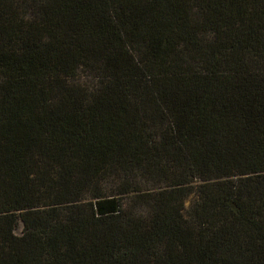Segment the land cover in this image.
I'll return each mask as SVG.
<instances>
[{
  "label": "trees",
  "instance_id": "16d2710c",
  "mask_svg": "<svg viewBox=\"0 0 264 264\" xmlns=\"http://www.w3.org/2000/svg\"><path fill=\"white\" fill-rule=\"evenodd\" d=\"M0 264H264V0H0Z\"/></svg>",
  "mask_w": 264,
  "mask_h": 264
},
{
  "label": "rangeland",
  "instance_id": "374dc122",
  "mask_svg": "<svg viewBox=\"0 0 264 264\" xmlns=\"http://www.w3.org/2000/svg\"><path fill=\"white\" fill-rule=\"evenodd\" d=\"M194 197H195V195L191 198L192 200L194 199ZM192 200H189L188 201V205H190L191 204V202H192ZM22 232V229L20 228V229H18V233H21Z\"/></svg>",
  "mask_w": 264,
  "mask_h": 264
}]
</instances>
